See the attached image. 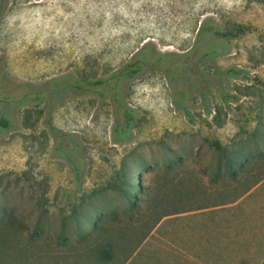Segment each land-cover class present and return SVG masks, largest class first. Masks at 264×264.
<instances>
[{"label":"rangeland","instance_id":"rangeland-1","mask_svg":"<svg viewBox=\"0 0 264 264\" xmlns=\"http://www.w3.org/2000/svg\"><path fill=\"white\" fill-rule=\"evenodd\" d=\"M202 19L220 28L201 45L229 44L213 64L193 46ZM145 42L182 55L162 66L182 63L200 93L187 95L185 113L163 71H142L120 88L136 116L130 140L116 142L122 115L110 93L99 96L97 86L61 94L50 81L68 72L78 81L106 78ZM232 67L237 77L219 73ZM0 69V112L10 110L18 124L0 135V264L259 260L264 233H200L202 213L187 212L218 197L208 166L219 137L249 118L264 134V0H8ZM49 87L55 91L36 100ZM63 133L78 142V176L52 153L55 141L73 149ZM260 145L255 168L264 173Z\"/></svg>","mask_w":264,"mask_h":264},{"label":"trees","instance_id":"trees-1","mask_svg":"<svg viewBox=\"0 0 264 264\" xmlns=\"http://www.w3.org/2000/svg\"><path fill=\"white\" fill-rule=\"evenodd\" d=\"M8 0H0V22L3 18L4 12L7 7ZM220 28V24L211 19H202L196 30V35L194 38L193 46H200L201 51L198 57L199 60H208L211 64L217 56L224 55L228 52L229 44L226 41L211 38L205 45H201V41L206 38H210L211 34H217ZM176 52H160L152 49L151 43H143L140 48H138L132 57L124 62L115 72L110 74L106 78H98L94 80H76L72 73L68 72L62 74L58 77L53 78L50 84L55 83L58 88H60V93L69 92L71 89H80L82 93L86 91H91L90 87H100L98 90L99 96H104L105 93H110L112 99L115 114L121 113V121L117 123L114 129L115 141H129L131 136L132 127L134 124V119L136 112L134 109L125 105L121 97V86L124 82L132 79L139 75L144 70H160L165 73L168 80L169 86L173 92V103L177 109L187 112V106L184 104L187 95L191 91H198L200 93V88L198 87V79L194 77L195 75L185 74L182 67V63L172 64V68L165 69L162 64H167L173 58L180 57ZM216 69H218L215 66ZM219 73L223 77H237L239 75L238 69L232 67L227 71ZM3 72L0 69V82L2 87L5 88V81L3 77ZM9 88V87H8ZM106 88V89H105ZM113 90V92H111ZM55 90L50 87L47 90L42 91L36 95V100H42L46 97L45 92L52 94ZM5 92V91H3ZM95 93V92H94ZM28 93L24 94L23 100L26 99ZM96 94V93H95ZM3 103L6 105L9 103V95H3ZM6 113L0 112V135L9 132L10 130L17 128L18 124L15 123L13 118V113L10 110H5ZM49 130L54 133L55 130L49 121L46 122ZM54 135V134H53ZM55 136V135H54ZM63 137L67 142L73 145V149H70L67 145L63 143H54L52 153L53 155L63 157L69 164H71L76 170V175L80 174V167L74 164L72 161V155L76 154L75 148L78 147V142L75 141L76 138H70V135L63 133ZM56 139V136H55ZM130 196V195H129ZM105 256H109V251H104Z\"/></svg>","mask_w":264,"mask_h":264},{"label":"crops","instance_id":"crops-1","mask_svg":"<svg viewBox=\"0 0 264 264\" xmlns=\"http://www.w3.org/2000/svg\"><path fill=\"white\" fill-rule=\"evenodd\" d=\"M260 126L256 119H244L235 133L219 137V155L208 166V181L217 184L218 197L204 198L201 209L187 212L202 213L200 233H264V173L255 168L264 140ZM260 239L256 264H264V235Z\"/></svg>","mask_w":264,"mask_h":264}]
</instances>
